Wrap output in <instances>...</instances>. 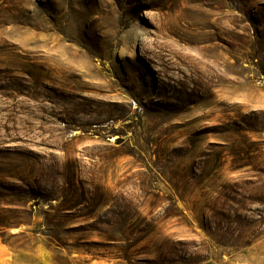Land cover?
I'll return each mask as SVG.
<instances>
[{
	"label": "rangeland",
	"instance_id": "obj_1",
	"mask_svg": "<svg viewBox=\"0 0 264 264\" xmlns=\"http://www.w3.org/2000/svg\"><path fill=\"white\" fill-rule=\"evenodd\" d=\"M0 264H264V0H0Z\"/></svg>",
	"mask_w": 264,
	"mask_h": 264
}]
</instances>
